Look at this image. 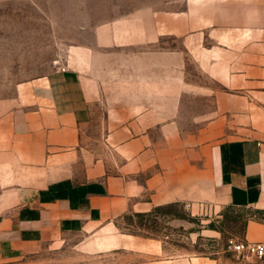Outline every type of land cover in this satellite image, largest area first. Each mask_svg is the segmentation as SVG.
<instances>
[{
    "label": "crops",
    "instance_id": "1",
    "mask_svg": "<svg viewBox=\"0 0 264 264\" xmlns=\"http://www.w3.org/2000/svg\"><path fill=\"white\" fill-rule=\"evenodd\" d=\"M42 1L77 34L0 104L28 181L1 185L0 260L96 229L109 247L108 221L170 203L250 209L242 239L264 240V0Z\"/></svg>",
    "mask_w": 264,
    "mask_h": 264
},
{
    "label": "rangeland",
    "instance_id": "2",
    "mask_svg": "<svg viewBox=\"0 0 264 264\" xmlns=\"http://www.w3.org/2000/svg\"><path fill=\"white\" fill-rule=\"evenodd\" d=\"M35 1L0 0V104L15 97L19 84L45 72L58 54L57 44L77 34V29L49 27L45 16L54 13L44 11L47 6L42 0ZM121 1L136 6L155 0ZM157 46L179 45L171 37H163ZM187 70L188 78L201 81L191 64ZM23 169L0 150V190L8 183H27ZM251 215L250 209L195 212L181 203H170L142 217L124 213L108 221L109 247L95 244L104 235L96 229L92 234L40 245L16 260H0V264H262L263 260L236 256L226 249L230 240L242 238Z\"/></svg>",
    "mask_w": 264,
    "mask_h": 264
},
{
    "label": "built area",
    "instance_id": "3",
    "mask_svg": "<svg viewBox=\"0 0 264 264\" xmlns=\"http://www.w3.org/2000/svg\"><path fill=\"white\" fill-rule=\"evenodd\" d=\"M64 70V68H61ZM226 249L236 256L264 259V240L250 242L245 239L230 240Z\"/></svg>",
    "mask_w": 264,
    "mask_h": 264
},
{
    "label": "trees",
    "instance_id": "4",
    "mask_svg": "<svg viewBox=\"0 0 264 264\" xmlns=\"http://www.w3.org/2000/svg\"><path fill=\"white\" fill-rule=\"evenodd\" d=\"M158 207H160V206L154 207L149 212H146V213H130V215L137 216V217H142L144 215H148V214L152 213L153 211H155L156 209H158Z\"/></svg>",
    "mask_w": 264,
    "mask_h": 264
}]
</instances>
